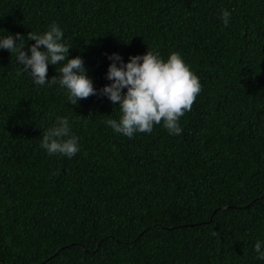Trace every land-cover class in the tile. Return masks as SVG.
<instances>
[{
  "label": "trees",
  "instance_id": "16d2710c",
  "mask_svg": "<svg viewBox=\"0 0 264 264\" xmlns=\"http://www.w3.org/2000/svg\"><path fill=\"white\" fill-rule=\"evenodd\" d=\"M53 22L97 90L109 55L148 48L178 52L201 91L179 136L129 139L107 97L72 105L0 48V264H264V0H0V36ZM57 117L79 138L71 158L40 147Z\"/></svg>",
  "mask_w": 264,
  "mask_h": 264
},
{
  "label": "clouds",
  "instance_id": "9594fccd",
  "mask_svg": "<svg viewBox=\"0 0 264 264\" xmlns=\"http://www.w3.org/2000/svg\"><path fill=\"white\" fill-rule=\"evenodd\" d=\"M220 16L227 27L231 13L221 9ZM27 41L34 43L26 52ZM0 48L15 54L17 65L35 85H59L72 105L93 95L107 97L119 106L121 115L119 120H106V125L129 139L136 133L150 134L154 125H162L169 135L179 136L182 133L179 120L191 111L201 91L198 77L178 52H172L164 60L159 52L148 48L143 55L129 56L127 63L116 53L109 55L112 62L106 79L110 83L97 90L86 75L82 58L68 59L71 45L64 40V33L55 22L42 34L30 31L26 36L20 33L0 36ZM49 64L62 65L59 75L46 78ZM41 137L40 147L49 155L71 158L80 151L79 138L72 133L67 117H57L52 126L41 132ZM212 234L217 236L218 232ZM254 251L257 259L264 260V241H257Z\"/></svg>",
  "mask_w": 264,
  "mask_h": 264
}]
</instances>
